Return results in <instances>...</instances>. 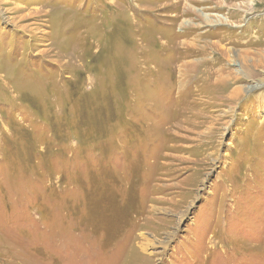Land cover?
I'll return each mask as SVG.
<instances>
[{"label": "rangeland", "instance_id": "obj_1", "mask_svg": "<svg viewBox=\"0 0 264 264\" xmlns=\"http://www.w3.org/2000/svg\"><path fill=\"white\" fill-rule=\"evenodd\" d=\"M0 264H264V0H0Z\"/></svg>", "mask_w": 264, "mask_h": 264}]
</instances>
